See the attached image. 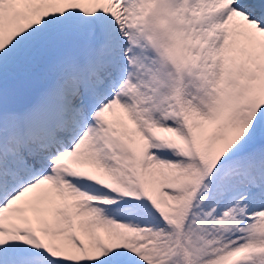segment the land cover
I'll return each mask as SVG.
<instances>
[{
	"label": "snow or ice",
	"instance_id": "1",
	"mask_svg": "<svg viewBox=\"0 0 264 264\" xmlns=\"http://www.w3.org/2000/svg\"><path fill=\"white\" fill-rule=\"evenodd\" d=\"M0 264H264V0H0Z\"/></svg>",
	"mask_w": 264,
	"mask_h": 264
}]
</instances>
